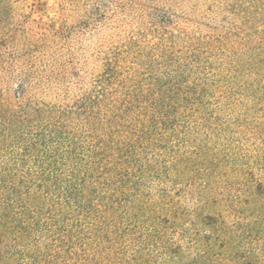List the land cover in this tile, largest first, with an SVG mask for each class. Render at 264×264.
<instances>
[{
  "label": "trees",
  "instance_id": "obj_1",
  "mask_svg": "<svg viewBox=\"0 0 264 264\" xmlns=\"http://www.w3.org/2000/svg\"><path fill=\"white\" fill-rule=\"evenodd\" d=\"M106 2L136 31L0 82V263L264 264L237 229L264 220V0L62 10L89 29Z\"/></svg>",
  "mask_w": 264,
  "mask_h": 264
},
{
  "label": "rangeland",
  "instance_id": "obj_2",
  "mask_svg": "<svg viewBox=\"0 0 264 264\" xmlns=\"http://www.w3.org/2000/svg\"><path fill=\"white\" fill-rule=\"evenodd\" d=\"M89 1L95 3L101 0ZM76 2L78 6L71 10L83 11L84 0ZM103 5L110 7L106 15L99 23L92 24V28L84 29L75 23L72 11L62 10V0H0V82L4 85L28 83L40 80L43 72L50 68L66 64L80 67L91 59L105 38L117 42L136 31V14L120 16L108 2ZM55 31H66L68 35L74 32L82 36L73 45L53 38ZM92 36L101 39L91 42ZM72 49L76 50L74 57L69 55ZM79 60L80 65H77ZM255 216L256 212L247 206L244 220L239 222L237 229L247 242L264 243V220L259 225L254 221ZM21 257L17 261L0 264H38L32 258Z\"/></svg>",
  "mask_w": 264,
  "mask_h": 264
}]
</instances>
